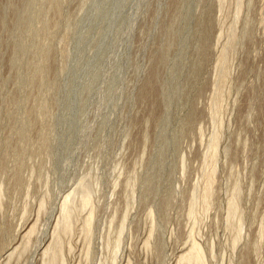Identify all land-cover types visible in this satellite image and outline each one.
I'll list each match as a JSON object with an SVG mask.
<instances>
[{
    "label": "rangeland",
    "instance_id": "rangeland-1",
    "mask_svg": "<svg viewBox=\"0 0 264 264\" xmlns=\"http://www.w3.org/2000/svg\"><path fill=\"white\" fill-rule=\"evenodd\" d=\"M27 220L6 264H264V0H0V255Z\"/></svg>",
    "mask_w": 264,
    "mask_h": 264
},
{
    "label": "bare ground",
    "instance_id": "bare-ground-1",
    "mask_svg": "<svg viewBox=\"0 0 264 264\" xmlns=\"http://www.w3.org/2000/svg\"><path fill=\"white\" fill-rule=\"evenodd\" d=\"M80 190H81V196H80L81 197V203L84 207V206H87V204H88V200H89L88 193L89 192H88L87 188H84V187H82V189H80ZM66 205L67 204H66V200H65V202L63 204V213H62L63 215H62V217L64 215L66 216V213L64 211ZM88 220L89 219L86 216L87 226L89 225ZM35 223H36V221H34V220H27L23 223V225L17 231L16 236L11 241V243H9V245L6 246L5 248H2L1 255H0L1 256L0 264L8 263L10 261V259L17 252H21L25 248V244H27V242L30 239L31 234L33 233ZM68 224L69 223H66V225H65L66 229L65 230H67ZM59 244L60 243L58 242L56 236L54 235L53 239L51 238V240H49V242L44 243L41 246V248L39 247L40 252H41V254H40L41 256L39 255V258L40 257L43 258V259L41 258V260H42V262H40L41 264H44V262H45V264H56L59 261V259H60V246H59ZM182 249L180 250L181 252L179 253V255L177 257V261H175L173 264H179V263L182 264L181 263L182 261L183 262L185 261L186 264H203V261H204L203 255H202L200 248L198 247V245L196 243L191 242L187 247H185L183 250ZM46 257H47V259H46ZM45 259H46V261H44Z\"/></svg>",
    "mask_w": 264,
    "mask_h": 264
}]
</instances>
